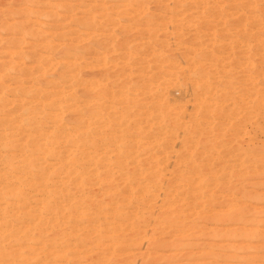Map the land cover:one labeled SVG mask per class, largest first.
<instances>
[{"label":"rangeland","instance_id":"rangeland-1","mask_svg":"<svg viewBox=\"0 0 264 264\" xmlns=\"http://www.w3.org/2000/svg\"><path fill=\"white\" fill-rule=\"evenodd\" d=\"M130 1L0 0V93L2 92L0 129L4 128V125L1 126L3 121L11 118L13 120V117L15 119V114H12L11 118L9 115L18 112L21 103H27L29 100L34 104L46 99L47 92L52 89L48 86V82L58 81L60 79L57 78L58 75L68 66V60L62 59L64 57H68L69 60L76 58L77 62H81V83L83 79L95 81L108 78L109 82L116 80L119 84L112 86L115 92L119 91L117 85L125 83L126 80L130 82L132 80L137 85L142 84L140 78L142 74L139 70L144 72L143 75L153 74L154 78L156 76L153 81L155 84L153 93L129 92L131 98L138 100L135 110L142 113L148 108L152 109V112L160 111L164 106L169 110L173 108L172 114L177 115L178 121L184 124L175 134H161L152 131L151 123L155 122L154 118L151 120L145 115L135 116V112L129 117L133 126L130 131L132 144L136 145L135 142L140 139L138 134L141 130V134L144 135H141L143 142L161 138L162 142L160 140L159 143L169 146L166 152H163V148L154 150L156 160L158 158L157 169L161 172L163 181L161 187L151 190L145 195L146 197L129 196L131 198L128 199V196L114 192L106 194L103 190L105 184L98 185L90 180L91 184L87 185L84 192L77 191L74 185L63 193L51 195L38 188L37 191L29 189L25 194L14 196V199L0 200V264H264V0L254 2L208 0L210 3L207 0L206 3L205 0L204 2L193 0V3L192 0H186L188 2L184 0V3L188 4L180 7L175 3L178 2L177 0H140L145 2L142 6L138 4V0H134L138 1L137 3ZM246 1L251 3V6H248ZM176 9L181 10L182 13L176 15ZM181 15L184 17L182 18ZM76 29L80 31L82 38L77 37ZM88 32H94V36H84ZM123 32H127L126 35ZM79 39L82 43L81 50L76 54L69 52V46ZM186 45L191 48H189L190 57L186 56L188 55ZM133 46L135 48H132ZM152 47L153 50L163 53V59L170 60L162 64V69L154 70L153 65L157 59L149 52ZM129 48H132L134 58L127 55ZM100 51L106 54L103 55L105 64H101L98 55ZM195 54L202 57L203 63L195 65ZM43 59L48 60L47 63ZM128 63L134 68L135 65L146 68H139L138 72L135 68L132 70V75L127 77L123 75L121 69ZM146 63L152 67H148ZM45 67L47 69L43 70ZM166 71H175L176 75L171 77ZM199 71L200 74L196 73ZM198 77L200 80H197ZM205 84L210 85V91H207L208 85ZM34 86H38L40 91L32 92L35 95L27 94V90L33 89ZM84 88V86L77 88L80 101L87 100L91 96L89 94L91 91ZM97 89L98 87L93 89L96 97L100 94ZM24 97L26 101L23 100ZM144 98L148 99L144 100ZM119 99L112 102L116 108L121 107ZM167 100H171V103ZM111 101V98L106 99V103H110V106ZM27 106L29 105L24 107ZM105 109V113L110 112L106 113V117L111 119L112 108ZM71 113L70 111L63 113L59 124L68 123L64 119L72 120L68 119L75 115ZM112 119L106 121L107 124L102 129L104 134L111 135L116 128L120 130L123 127ZM50 124L46 126L49 130H45L48 133L45 131L42 133L51 134L53 128ZM188 127L190 129L187 130ZM65 145L61 144L65 151H69L70 147L66 145L65 148ZM61 148H58L59 151ZM135 149L133 147L132 151L135 152ZM138 152L140 151L137 150L134 156H137L140 163L144 160L146 162L149 152L141 151L140 155ZM65 153L67 155L68 152ZM0 154L1 157L3 156L2 159L0 157V161L2 160L0 165H3L1 164L3 158L5 161L17 159L22 154L21 147L18 144L9 148L0 146ZM101 159V167L109 164L105 156H101ZM52 161L53 159L50 158L46 163L51 164ZM114 161L116 160H112L110 164ZM192 162L197 165L195 168L197 170L189 169ZM46 163L43 164L46 166ZM101 167L100 172L105 169ZM112 167L115 172L122 171L117 164H112ZM42 168L40 166V169ZM18 169L9 173L13 171L14 174L16 170L17 175L20 176L22 170L19 167ZM231 170L234 175L229 182ZM183 171L189 176L194 174L192 177L205 174L211 181L213 180L209 187L203 189L206 192L201 195L204 199H201L203 207L199 206L201 201L198 200L199 192L198 196L196 191H194L196 195L192 194L193 191L187 192L188 187L178 190L181 195L177 192L171 193L172 195L167 194L170 193L167 189L178 185L179 175ZM90 178L93 179L92 176ZM185 191L188 196L185 195ZM210 194L213 195L212 198L215 197L212 199L213 203L208 201L204 204L206 199H210L208 198ZM124 197L127 199H122ZM197 201L201 209L196 206ZM192 203L196 209L192 207ZM63 214L65 217L62 216Z\"/></svg>","mask_w":264,"mask_h":264},{"label":"bare ground","instance_id":"bare-ground-1","mask_svg":"<svg viewBox=\"0 0 264 264\" xmlns=\"http://www.w3.org/2000/svg\"><path fill=\"white\" fill-rule=\"evenodd\" d=\"M118 1V0H117ZM132 1V0H131ZM130 1V2H131ZM134 1V0H133ZM132 1V2H133ZM139 1V2H138ZM134 1V2H138L139 5H143L146 1ZM161 1V0H158ZM178 2L175 1V3L180 7L183 6L184 4H188V3H184V0H177ZM190 1V0H188ZM185 0V2H188ZM202 1V0H201ZM219 1V0H218ZM233 1V0H232ZM236 1V0H235ZM248 2H250L249 0H247ZM246 1V2H247ZM255 0H252V2H254ZM148 2V1H147ZM204 2V0H203ZM208 2V0H207ZM234 2V1H233ZM248 6H251V3H248ZM116 3V2H115ZM182 3V4H181ZM193 3V0H192ZM206 3V0H205ZM210 3V2H208ZM237 3V2H236ZM137 4V5H138ZM253 4V3H252ZM103 5V4H102ZM109 5V4H108ZM212 5V3H211ZM217 5V4H216ZM215 5V7H216ZM220 5V3H219ZM241 5V4H240ZM254 5V4H253ZM264 5V4H263ZM176 6V5H175ZM197 6V4H196ZM203 6V4H202ZM207 6V5H206ZM214 6V5H213ZM255 6V5H254ZM96 7V6H95ZM113 7V6H112ZM115 7V5H114ZM211 7V6H210ZM124 8V7H123ZM122 8V9H123ZM142 8V7H141ZM205 8V7H204ZM63 9V8H62ZM119 9V8H118ZM196 9V8H195ZM212 9V8H211ZM217 9V8H216ZM254 9V8H253ZM257 9V8H256ZM65 10V9H64ZM127 11V9H124ZM123 10V11H124ZM143 10V9H142ZM90 11V10H89ZM106 11V10H105ZM197 11V10H196ZM212 11V10H211ZM243 11V10H242ZM147 12V11H146ZM181 12V10L176 9L175 13L176 15H178ZM210 12V11H209ZM213 12V11H212ZM220 12V11H219ZM224 12V11H223ZM260 12V11H259ZM258 12V13H259ZM121 13V12H120ZM125 13V12H124ZM182 13V12H181ZM196 13V12H195ZM200 13V12H199ZM239 13V12H238ZM242 13V12H241ZM74 14V13H73ZM142 14V13H141ZM172 14V13H171ZM190 14V13H189ZM98 15V14H97ZM102 15V14H101ZM115 15V14H114ZM245 15V14H244ZM255 15V14H254ZM262 15V14H261ZM182 16V15H181ZM260 16V15H259ZM184 16H182L183 18ZM253 17V16H252ZM251 17V18H252ZM78 18V17H77ZM118 18V17H117ZM170 18V17H169ZM172 18V17H171ZM174 18V17H173ZM107 19V18H106ZM112 19V18H111ZM140 19V18H139ZM223 19V18H222ZM227 19V18H226ZM231 19V16H230ZM253 19V18H252ZM258 19V18H257ZM137 20V19H136ZM173 20V19H172ZM254 20V19H253ZM261 20V19H260ZM73 21V20H72ZM219 21V20H218ZM69 22V21H68ZM75 22V21H74ZM139 22V21H138ZM160 22V21H159ZM168 22V21H167ZM250 22V21H249ZM261 22V21H260ZM100 23V22H99ZM198 23V22H197ZM114 24V23H112ZM149 24V23H148ZM146 24V25H148ZM162 24V23H161ZM179 24V23H178ZM199 24V23H198ZM248 24V23H247ZM160 25V24H159ZM82 26V25H81ZM132 26V25H131ZM182 26V25H181ZM191 26V25H190ZM249 26V25H248ZM95 27V26H94ZM103 27V26H102ZM148 27V26H147ZM227 27V25H226ZM85 28V27H84ZM132 28V27H131ZM129 30V29H128ZM153 30V29H152ZM214 30V29H213ZM239 30V28H238ZM78 33V38H82L83 36H81L79 34L80 31H77V29L75 30ZM245 31V30H244ZM83 32V31H82ZM125 32V31H124ZM123 32V33H124ZM151 32V31H149ZM155 32V31H154ZM180 32V31H179ZM215 32V31H214ZM94 33V32H93ZM93 33L88 32L85 33L84 36H94ZM111 33V32H110ZM127 33V32H126ZM126 33H124L126 35ZM175 33V32H174ZM211 33V32H210ZM240 33V32H239ZM98 34V33H97ZM101 34V33H100ZM205 34V33H203ZM62 35V34H61ZM150 35V34H149ZM154 35V34H153ZM52 36V35H51ZM50 36V37H51ZM88 36V37H89ZM109 36V35H108ZM44 37V36H43ZM75 37V36H73ZM113 38V37H112ZM129 38V37H128ZM127 38V39H128ZM134 38V36H133ZM75 40V39H74ZM81 39L75 41L74 43H72L69 47V52L71 53H78V50H81L82 46L80 43ZM88 40V39H87ZM143 40V39H142ZM53 41V40H52ZM126 41V40H125ZM193 41V40H192ZM44 42V41H43ZM103 42V41H102ZM108 42V41H107ZM115 42V41H114ZM219 42V41H218ZM106 43V42H105ZM131 43V42H130ZM215 43V42H214ZM80 44V45H79ZM103 44V43H102ZM129 44V43H128ZM136 44V43H135ZM153 44V43H152ZM187 44V43H186ZM199 44V43H198ZM217 44V43H216ZM239 44V43H238ZM243 44V43H242ZM105 45V44H104ZM193 45V43H192ZM241 45V43H240ZM48 46V45H47ZM122 46V45H121ZM120 46V47H121ZM143 46V45H142ZM129 47V46H127ZM126 47V48H127ZM144 47V46H143ZM147 47V46H146ZM162 47V46H161ZM184 47V46H183ZM186 47H188L186 45ZM213 47V46H212ZM67 48L65 50H67ZM132 48H135L134 46ZM132 48H129V54H127L128 56L133 57L132 55H134V52L132 50ZM188 47V52L186 56L191 55V48ZM193 48V47H192ZM94 49V48H93ZM124 49V48H122ZM148 49V48H146ZM155 49V48H154ZM84 51V49H82ZM89 49H87L88 52ZM141 50V49H140ZM190 50V51H189ZM193 50V49H192ZM147 51V50H146ZM199 51V50H198ZM66 53L68 51H65ZM82 52V51H81ZM91 52V51H90ZM101 52V51H100ZM107 52V51H106ZM151 52V55H153L154 57H156L157 61L154 63V70L155 69H162L161 66L162 64L166 63V62H170V60L167 58H162L163 53H160V51H155L152 49L149 51ZM148 52V54H149ZM166 52V51H165ZM92 53V52H91ZM98 53V52H97ZM196 53V50H195ZM198 53V52H197ZM95 54V53H94ZM123 54V53H122ZM145 54V53H144ZM83 55V54H82ZM92 55V54H91ZM100 56V61L101 64H105L104 59L106 55L105 52H101L100 54H98ZM200 55V54H199ZM207 55V54H206ZM49 56V55H48ZM136 56V54H135ZM139 56V55H138ZM166 56V55H164ZM180 56V55H179ZM44 57H46L44 55ZM75 57V56H74ZM84 57V56H83ZM182 57V56H181ZM54 58V57H53ZM107 58V57H106ZM119 58V57H118ZM134 58V57H133ZM137 58V57H136ZM141 58V57H140ZM192 58V57H191ZM201 56H198L197 54H195V65L199 64L200 62H202L201 60ZM218 58V57H217ZM62 59H67L68 60V66L65 67V69L63 70L64 72H61L58 75V79L60 77V79L58 81H49L48 82V86L52 89H50V92H47V96L46 99L44 101L40 100L37 104L34 103L32 104L29 100L28 102H23L24 104L21 103V109L19 108V111L16 113H20L19 116L18 114L16 115V113H10L9 118H11L10 116L12 114H15V119L13 117L11 119L5 120L2 122L1 126H3L4 128L0 129V146L5 148L6 146H11V145H15L18 144L21 147V152L22 154L21 157L19 158V156L17 157V159L15 158V160H10V161H5L3 158V165H0V200L2 199H7L10 200L11 198L14 199L13 197L16 195H20V194H25L29 191V189H35L36 191L39 190L38 188H42L44 190V193L46 194H59V193H63L65 191L68 190V188L71 185L75 186V189L79 192H84L86 191V187L88 184H91L90 180H93V182H95V184L98 185H102L105 184L104 187V191L106 194H119V195H125L128 196V199L131 198L129 196H145L148 193H150L151 190H157L159 187H161L162 185V175L161 172L159 171V169H157V164H158V158L156 160V155L154 153V150L157 149H161L163 148V152H166V150L168 149V144H162L159 143V141L161 140H150L146 142L142 141L143 137H141V130H140V134L139 140H137V142H135L136 145L132 144L133 140L130 139L131 137V133L130 131L133 129L132 124L130 123V116L134 113L135 116H139V115H145L146 118H154L153 120H155L154 123H151L152 126V131H158L161 132V134H175V132H177V130H179L178 128L182 127L184 124L178 121L177 115L172 114L173 112L171 108L170 110L168 108H164L160 109V111L157 112H152V109H147V110H143L144 112H140V111H136L135 108H137V106L135 105L138 100L135 98H131L129 96V92L135 91V92H139L141 93L142 91H148L153 93L155 91V84H154V80L156 78H154V75H147L144 74L143 75V71L139 70L140 69H145V67H136V72H141V80L143 81L142 84L138 85L131 80H126L125 83H121L120 85H117L116 88H119V91L116 90V92L113 90V85L119 84V82L117 83V81H113V82H109L108 78H101V79H96L95 81L92 80H82L80 77V72H81V62H77L76 58H74L73 60H69L68 57H64ZM131 59V58H130ZM145 59V58H144ZM163 59V60H162ZM189 58H187L188 60ZM206 59V58H205ZM216 59V58H215ZM239 59V58H238ZM39 60V59H38ZM41 60V59H40ZM46 59H43V61L45 62ZM66 60V61H67ZM84 60V59H83ZM107 60V59H106ZM105 60V61H106ZM134 60V59H133ZM221 60V59H220ZM48 60H46L47 63ZM96 61V60H95ZM99 61V60H98ZM136 62H138L137 60H135ZM148 61V60H146ZM163 61V63L161 62ZM182 61V60H181ZM194 61V62H195ZM205 61V60H204ZM92 62V61H91ZM90 62V63H91ZM135 62V63H136ZM186 62V61H185ZM230 62V61H229ZM39 63V62H38ZM66 63V62H65ZM127 63V62H126ZM125 63V64H126ZM174 63V62H171ZM187 63V62H186ZM203 63V62H202ZM211 63V62H210ZM45 64V63H44ZM119 64V63H118ZM124 64V63H123ZM137 64V63H136ZM148 67H152L151 65L149 66L148 63H146ZM207 64V63H206ZM31 65V64H30ZM41 65V64H40ZM39 65V66H40ZM49 65V64H48ZM96 65V64H95ZM167 65V64H166ZM171 65V64H169ZM37 66V65H36ZM43 66V65H42ZM103 66V65H102ZM141 66V65H140ZM35 67V66H34ZM104 67V66H103ZM109 67V66H108ZM147 67V68H148ZM168 67V65H167ZM171 68L172 65L170 66ZM209 67V66H208ZM43 68V67H42ZM106 68V67H105ZM133 66H130L129 63L128 65H123V68L121 69L122 72L124 73L123 75L130 77V74L132 73V70L135 69ZM182 68V67H181ZM214 68V67H213ZM47 68L45 67L43 70H46ZM185 69V68H184ZM206 69V68H205ZM154 70L151 71V73L154 72ZM164 70V68H163ZM192 70V69H191ZM41 71V70H40ZM106 71V70H105ZM183 71V69H182ZM203 71V70H202ZM31 72V71H30ZM44 72V71H43ZM46 72V71H45ZM44 72V73H45ZM110 72V71H109ZM121 72V74H122ZM135 72V71H134ZM167 74L169 76H175L176 74H174L173 71H166ZM169 72V73H168ZM106 73L108 74V72L106 71ZM113 73V72H112ZM115 73V72H114ZM118 73V72H117ZM200 74L199 72H196ZM195 73V74H196ZM42 74V72H41ZM119 74V73H118ZM117 74V75H118ZM134 74V73H133ZM178 74V73H177ZM204 74V73H203ZM31 75V73H30ZM34 75V74H33ZM38 75V74H37ZM61 75V76H60ZM105 75V74H103ZM111 76H113V74H110ZM132 75V74H131ZM107 76V75H106ZM115 76V74H114ZM206 76V75H205ZM34 77V76H33ZM126 77V78H127ZM162 77V76H161ZM177 77V76H176ZM208 77V76H207ZM205 77V78H207ZM117 78V77H116ZM163 78V77H162ZM182 78V77H181ZM197 78V77H196ZM199 78V77H198ZM104 79V80H103ZM111 79V78H110ZM165 79V78H164ZM180 79V78H179ZM158 80V79H157ZM166 80V79H165ZM193 80V79H192ZM197 80H200L197 79ZM40 81V80H39ZM38 81V82H39ZM139 81V80H138ZM174 81V80H173ZM176 81V78H175ZM183 81V80H182ZM185 81V80H184ZM196 81V80H195ZM205 80H203L204 82ZM133 82V83H132ZM160 82V81H159ZM180 82V81H179ZM193 82V81H192ZM255 82V81H254ZM50 83V85H49ZM176 83V82H175ZM178 83V82H177ZM200 83V81H199ZM202 83V81H201ZM223 83V82H222ZM230 83V82H229ZM41 84V83H39ZM123 84V85H122ZM136 84V85H135ZM166 84V83H164ZM180 84V83H179ZM182 84V82H181ZM188 84V82H187ZM186 84V85H187ZM190 84V83H189ZM197 84V83H196ZM224 84V83H223ZM257 84V83H256ZM8 85V84H7ZM84 86L85 88H87L88 90H90L89 94H91L89 99H85V100H81L79 96L77 95L78 93V86L82 87ZM158 85V84H157ZM167 85V84H166ZM172 85V84H171ZM174 85V84H173ZM204 85V83H203ZM208 85V84H207ZM205 84V86H207ZM2 86V85H1ZM6 86V85H5ZM4 86V87H5ZM33 86V85H32ZM42 86V85H39ZM210 85L207 86V91L210 89L209 88ZM225 86V85H224ZM258 86V85H257ZM8 87V86H6ZM16 87V86H15ZM96 90L97 92L99 91V95L96 97L94 95L95 91L93 90L94 88H97ZM197 87V86H196ZM226 87V86H225ZM38 86H34L33 89L31 88L30 90H27V94L29 95H35V93H32L34 91H40V88L38 89ZM84 88V89H85ZM115 88V87H114ZM115 88V89H116ZM205 88V87H204ZM216 88V87H215ZM223 88V87H222ZM237 88V87H236ZM246 88V87H245ZM158 89V88H157ZM166 89V88H165ZM180 89V87H179ZM221 89V88H220ZM177 90V89H176ZM182 90V89H181ZM179 90V91H181ZM188 90V89H186ZM218 90V89H217ZM223 90V89H222ZM261 90V89H260ZM36 91V92H37ZM42 91V90H41ZM87 91V90H86ZM94 91V93H93ZM178 91V90H177ZM192 91V90H191ZM210 91V90H209ZM15 92V91H14ZM20 92V91H19ZM176 92V91H175ZM229 92V91H228ZM232 92V91H231ZM38 93V92H37ZM172 93V92H171ZM169 93V94H171ZM197 93V92H196ZM2 94V92L0 93ZM167 94V93H166ZM184 94V93H183ZM200 94V93H199ZM6 95V94H5ZM143 95V94H142ZM206 95V93H205ZM260 95V94H259ZM155 96V95H154ZM219 96V95H218ZM221 96V94H220ZM244 96V95H243ZM18 97V96H17ZM21 97V96H20ZM86 97V96H85ZM152 97V96H151ZM169 97V96H168ZM205 97V96H204ZM25 98V97H24ZM45 98V97H44ZM54 98L52 101L48 100ZM107 98H111V103L114 100L118 99L120 100L119 102V106L121 105V107L116 108L115 104H111V106L109 104L106 103V99ZM137 98V97H136ZM142 99V97H140ZM178 98V97H177ZM186 98V97H184ZM207 98V97H206ZM146 98H144L145 100ZM148 99V98H147ZM146 99V100H147ZM182 99V98H181ZM190 99V98H189ZM215 99V98H214ZM26 101V98L23 99ZM22 100V101H23ZM43 100V99H42ZM164 100V99H163ZM180 100V99H179ZM201 100V99H200ZM223 100V99H222ZM256 100V99H255ZM264 100V99H263ZM18 101V100H17ZM36 101V100H35ZM49 101V102H48ZM142 101V100H141ZM155 101H157L155 99ZM187 101V99H186ZM190 101V100H189ZM193 101V100H192ZM202 101V100H201ZM207 101V100H205ZM217 101V100H216ZM30 102V103H29ZM47 102V103H46ZM116 102V101H115ZM146 102V101H145ZM162 102V101H161ZM167 102L171 103V100H167ZM235 102V101H234ZM255 102V101H254ZM257 102V101H256ZM106 103V104H105ZM152 103V102H151ZM169 103V104H170ZM174 103V102H173ZM178 103V102H177ZM188 103V102H187ZM204 103V100H203ZM212 103V102H211ZM214 103V102H213ZM232 103V102H231ZM31 104V105H30ZM163 104V102H162ZM161 105V108L163 107ZM175 104V103H174ZM173 104V105H174ZM184 104V103H182ZM198 104V103H197ZM233 104V103H232ZM26 105H29L27 107H24ZM178 105V104H177ZM224 105V104H223ZM237 105V104H236ZM171 106V105H170ZM147 107V106H146ZM160 107V106H159ZM176 107V106H175ZM179 107V106H178ZM216 107V106H215ZM233 107V106H232ZM107 108V110H111L112 108V120H116L117 122H119L121 125V129L119 126L120 130H116L115 132L111 133V135L109 133H103L102 129L103 127L107 124L106 121H109L111 119H108L106 117V113L109 114L107 111L106 113L104 112V109ZM155 108V106H154ZM170 108V107H169ZM216 109V108H215ZM223 109V108H222ZM229 109V107H228ZM106 110V109H105ZM135 110V111H134ZM158 110V109H157ZM214 110V109H213ZM67 111L72 112L75 118H72L73 116H70L68 119H75L74 121L72 120H67L64 119L66 121H68V123L65 122V124H59L61 121V116L63 113H67ZM198 111V110H197ZM207 111V110H206ZM217 111V110H216ZM232 111V110H231ZM196 112V110H195ZM228 112V111H227ZM71 113V114H72ZM225 113V112H224ZM4 114V113H3ZM176 114V113H175ZM196 114V113H195ZM6 115V114H5ZM185 115V114H184ZM188 115V114H187ZM197 115V114H196ZM230 115V114H229ZM227 115V116H229ZM18 116V118L16 117ZM65 115H63L64 117ZM134 116V117H135ZM193 117V116H192ZM17 118V119H16ZM67 118V117H65ZM133 118V116H132ZM143 118V117H142ZM233 118V117H232ZM136 120V119H135ZM140 120V119H139ZM152 120V119H151ZM189 120V119H188ZM202 120V119H201ZM197 121V120H196ZM72 122V123H71ZM132 122V121H131ZM135 122V121H134ZM140 122V121H137ZM144 122V121H143ZM238 122V121H237ZM52 124V130H51V134H47V131L49 130V128H46L47 124ZM109 123V122H108ZM111 123V122H110ZM142 123V122H141ZM140 123V124H141ZM201 123V122H200ZM216 123V122H215ZM50 124V125H51ZM116 124V123H115ZM172 126V127H170ZM197 124V123H196ZM219 124V123H218ZM134 125V124H133ZM137 126V124H135ZM191 125V124H190ZM213 125V124H212ZM231 125V124H230ZM11 126V127H10ZM114 126V125H112ZM219 126V125H218ZM212 127V126H210ZM231 127V126H230ZM137 128V127H136ZM216 128V127H215ZM48 129V130H47ZM107 129V128H106ZM182 129V128H180ZM190 129L189 127L187 128V130ZM47 130V131H45ZM114 130V129H113ZM46 132V133H42V132ZM180 131V130H179ZM194 130H192L193 132ZM138 132V131H137ZM191 132V133H192ZM196 132V131H195ZM194 132V133H195ZM203 132V131H202ZM144 133V132H142ZM148 133V132H147ZM45 134V136L43 137V135ZM110 136H109V135ZM137 134V133H136ZM177 134V133H176ZM42 135V136H41ZM135 135V134H134ZM20 136L18 139H16L15 137ZM47 136V137H46ZM144 136V135H142ZM146 136V135H145ZM196 136V135H195ZM23 137V138H22ZM167 137V136H166ZM146 138V137H144ZM153 138V137H152ZM151 138V139H152ZM155 138V137H154ZM165 138V137H164ZM197 138V136H196ZM20 139V140H19ZM24 142H23V140ZM42 139H45L44 141H42ZM198 139V138H197ZM144 140V139H143ZM187 140V139H186ZM205 140V139H203ZM162 142V140L160 141ZM200 142V140H199ZM204 142V141H203ZM202 142V143H203ZM207 142V140L205 141ZM61 144L64 146L65 144L68 145L70 148L68 149L69 151H65V149L63 148V146H61ZM201 144V143H200ZM199 144V145H200ZM227 144V143H226ZM65 145V148L67 147ZM134 145V146H133ZM204 145V143H203ZM195 146V145H194ZM201 146V145H200ZM208 146V145H207ZM63 148V151L65 152H70L69 154L67 153V155H65L62 151H59L60 149L58 148ZM133 147H135L136 151L133 152L132 149ZM175 147V146H174ZM188 147V146H187ZM204 147V146H201ZM225 147V146H224ZM195 148V147H194ZM197 148V147H196ZM7 149V148H6ZM58 149V150H57ZM204 149V148H203ZM5 150V149H2ZM137 150H139L140 152H145L148 153L147 157H146V162H144V164L141 162L140 160L137 159V156L135 158L134 153L137 154ZM195 150V149H194ZM220 150V149H219ZM62 152V153H61ZM140 152L139 155H140ZM158 153V152H157ZM144 154V153H143ZM166 154V153H165ZM184 154V153H183ZM199 154V153H198ZM202 154V153H201ZM237 154V153H236ZM138 155V157H139ZM164 155V154H163ZM239 155V154H238ZM101 156H105V160L107 162H109V164L105 165L104 167L100 165V161ZM1 157V154H0ZM3 157V156H2ZM1 157V159H2ZM7 157V156H6ZM52 158L53 159V163H46V161H48V159ZM171 158V157H170ZM215 158V157H214ZM239 158V157H238ZM144 159V158H142ZM192 159V158H191ZM233 159V158H232ZM246 159V158H245ZM112 160H116L114 161V163L112 164H117L119 166V168H121L122 171H118L115 172L114 168L112 167V164H110V162H112ZM190 160V159H188ZM193 160V159H192ZM50 161V160H49ZM105 161V162H106ZM214 161V160H213ZM2 162V160L0 161ZM195 162V161H194ZM250 162V161H249ZM46 163V166L44 164ZM48 164V165H47ZM104 164V163H101ZM173 164V163H172ZM232 164V163H231ZM44 165V166H42ZM133 165H135L134 167H132ZM238 165V164H237ZM40 166L42 169H40ZM144 166V167H143ZM182 166V165H181ZM191 170H197L195 168H197V165H195L193 162L190 164ZM249 166V165H248ZM259 166V165H258ZM18 167L22 170L20 172V176L19 174L17 175L16 170L18 169ZM105 168L103 169L101 172L99 171V168ZM142 167V168H140ZM153 167H156L153 168ZM201 167V166H200ZM155 170H153V169ZM250 168V167H249ZM14 174L16 172V175L9 173L11 172V170H14ZM100 169V170H101ZM19 170V169H18ZM204 170V169H203ZM217 170V169H216ZM225 170V169H223ZM246 170V169H245ZM256 170V169H255ZM263 170V169H262ZM117 171V169H116ZM228 171V170H227ZM230 172V171H229ZM178 173V172H177ZM196 173V172H195ZM200 173V172H199ZM174 174V173H173ZM256 174V173H255ZM229 178L228 181L230 182V179L232 178L233 174V170H231L230 174H229ZM241 175V174H240ZM92 176L93 179H89V177ZM194 176V174L192 175ZM189 176L187 172L183 171L180 173L179 175V180H178V185H173L170 188L171 189H167L168 192L167 194H171L174 192L180 193V195L182 194L181 192H179L178 190L180 188H187L186 190L187 192L189 191H193L192 194L194 193V191H196L198 196V192L200 194V198H198V200L202 199L201 195H203V193H206L203 189L209 187L212 183V181L210 180V177H207L205 174L203 175H198L196 177H192ZM221 177V176H220ZM165 180V179H164ZM221 180V179H220ZM216 183V182H215ZM242 183V182H240ZM177 184V183H176ZM215 185V184H214ZM243 185V183H242ZM228 186V185H227ZM163 188V187H162ZM230 188V187H229ZM41 189V190H42ZM218 189V188H217ZM42 190V191H43ZM71 190V189H70ZM214 190V189H213ZM182 191V190H181ZM185 195H187V192ZM37 193V192H36ZM184 193H183V197H184ZM38 194H40L38 192ZM95 194V193H94ZM176 194V193H175ZM191 194V193H190ZM189 194V195H190ZM252 194V193H251ZM28 195V194H27ZM44 195V194H43ZM92 195V194H91ZM97 195V194H96ZM172 195V194H171ZM178 195V194H177ZM225 195V194H224ZM29 196V195H28ZM110 196V195H109ZM115 196V195H114ZM188 196V195H187ZM192 196V195H191ZM205 196V195H204ZM228 196V195H227ZM249 196V195H248ZM247 196V197H248ZM79 197V196H78ZM81 197V196H80ZM83 197V196H82ZM81 197V198H82ZM119 197V196H118ZM146 197V196H145ZM173 197V196H172ZM190 197V196H189ZM206 197V196H205ZM210 197L209 200H205V203H208V201H212L214 198L212 194L208 195V198ZM253 197V196H252ZM260 198V196H258ZM257 197V198H258ZM101 198V197H100ZM103 198V197H102ZM116 198V197H115ZM127 199V197H124L122 199ZM133 198V197H132ZM142 198V197H141ZM187 198V197H185ZM184 198V199H185ZM191 198V197H190ZM193 198V197H192ZM195 198V196H194ZM193 198V199H194ZM204 198V197H203ZM39 199V198H37ZM79 199V198H78ZM85 199V197H84ZM256 199V198H255ZM186 200V199H185ZM204 200V199H202ZM202 200L200 201V205L198 204L197 201V207L202 206L203 207V202ZM260 200H263L260 198ZM13 201V200H12ZM85 201V200H84ZM83 201V202H84ZM97 201V200H96ZM114 201V200H113ZM191 201V199H190ZM196 201V200H195ZM255 201V200H254ZM19 202V201H18ZM47 202V201H46ZM189 202V201H188ZM194 202V201H191ZM190 202V204H191ZM202 202V203H201ZM209 202V203H210ZM9 203V202H8ZM17 203V202H16ZM71 203V202H70ZM88 203V202H87ZM111 203V202H110ZM117 203V202H116ZM122 203V202H121ZM180 203V202H179ZM185 203V202H184ZM196 203V202H195ZM3 204V203H2ZM10 204V203H9ZM75 204V203H74ZM97 204V202H96ZM146 204V203H145ZM188 203H186L187 206ZM215 205H217L216 203H214ZM19 205V204H18ZM57 205V204H56ZM93 205V204H92ZM117 205V204H116ZM183 206H185V204H182ZM193 205V203H192ZM191 205V206H192ZM17 206V205H16ZM15 206V208H16ZM106 206V205H105ZM110 206V205H109ZM180 206V205H179ZM189 206V207H191ZM8 207V205H7ZM194 208V205L192 206ZM191 207V209H192ZM202 207H198L199 209H201ZM205 207V206H204ZM57 208V207H56ZM164 208V207H163ZM187 208V207H186ZM67 209V208H66ZM64 209V211L66 210ZM69 209V208H68ZM77 209V208H76ZM108 209V208H107ZM120 209V208H118ZM179 209V208H178ZM190 209V208H188ZM196 209V208H194ZM198 209V210H199ZM204 209V208H203ZM6 210V209H5ZM18 210V209H17ZM98 210V209H97ZM151 210V209H150ZM184 210V209H183ZM22 211V210H20ZM57 211V210H56ZM69 211V210H68ZM72 212V210H70ZM69 211V212H70ZM141 211V210H140ZM175 211V210H174ZM196 211V210H195ZM7 212V211H5ZM41 212V211H40ZM75 212V211H74ZM100 212V210H99ZM113 212V211H112ZM111 212V213H112ZM150 212V211H149ZM167 212V211H166ZM8 213V212H7ZM52 213V212H51ZM61 213V212H60ZM68 213V212H67ZM82 213V212H81ZM95 213V212H94ZM101 213V212H100ZM2 214V213H1ZM65 214V212H64ZM64 214L62 215L63 217ZM128 214V213H127ZM146 214V213H145ZM53 215V213H52ZM95 215V214H94ZM105 215V214H104ZM185 215V214H184ZM16 216V215H15ZM46 216V215H45ZM77 216V215H76ZM176 216V215H174ZM216 216V215H215ZM14 217V216H13ZM75 217V216H74ZM83 217V216H81ZM127 217V215H126ZM125 217V218H126ZM147 217V216H146ZM162 217V216H161ZM186 217V216H185ZM218 217V216H217ZM31 218V217H30ZM48 218V217H47ZM69 218V216H68ZM80 218V217H79ZM109 218V217H108ZM137 218V217H136ZM163 218V217H162ZM161 218V219H162ZM166 218V217H165ZM174 218V217H173ZM202 218V217H201ZM7 219V218H6ZM39 219V218H38ZM46 219V218H45ZM78 219V218H77ZM85 219V217H84ZM112 219V218H111ZM160 219V218H159ZM195 219V217H194ZM86 220V219H85ZM143 220H145V218H143ZM203 220V219H202ZM20 221V220H19ZM55 221H57L55 219ZM69 221V220H68ZM118 221V220H117ZM10 222V221H9ZM36 222V221H35ZM63 222V221H62ZM89 222V221H88ZM114 222V221H113ZM12 223V222H10ZM69 223V222H68ZM141 223V222H140ZM2 224V223H1ZM131 224V223H130ZM177 224V223H176ZM6 225V224H5ZM4 225V226H5ZM60 225V224H59ZM72 225V224H71ZM98 225V223H97ZM120 225V224H119ZM102 226V225H101ZM179 226V225H178ZM196 226V225H195ZM194 226V227H195ZM70 227V226H69ZM135 227V226H134ZM164 227V226H163ZM184 227V226H183ZM68 228V227H67ZM139 228V227H138ZM162 228V227H161ZM110 229V228H108ZM175 229V228H174ZM86 230V229H85ZM2 231V230H1ZM96 233V232H95ZM102 233V232H101ZM55 235V234H54ZM100 235V234H99ZM73 236V235H72ZM110 236V235H109ZM15 237V236H14ZM105 237V236H104ZM76 238V237H75ZM9 239V238H8ZM67 240V239H66ZM108 240V239H107ZM18 241V240H17ZM28 242V241H27ZM26 242V243H27ZM35 242V241H34ZM79 242V241H78ZM22 243V242H21ZM59 243V242H58ZM87 243V242H86ZM105 243V242H104ZM36 244V243H35ZM76 244V243H75ZM96 244V242H95ZM43 245V244H42ZM53 245V244H52ZM98 245V244H97ZM101 245V244H100ZM106 245V244H105ZM45 246V245H44ZM86 246V245H85ZM53 247V246H52ZM56 247V246H55ZM51 248V247H50ZM88 249V248H87ZM105 249V248H104ZM17 250V249H16ZM50 250V249H49ZM66 250V249H65ZM5 251V250H4ZM3 251V252H4ZM32 252V251H31ZM12 253V251H11ZM44 253V252H43ZM9 254V252H8ZM50 254V253H49ZM5 256V255H4ZM17 256V255H16ZM19 256V254H18ZM17 256V257H18ZM48 256V255H47ZM6 257V256H5ZM10 257V256H9ZM12 257V256H11ZM21 257V256H20ZM26 257V256H25ZM61 257V256H60ZM68 257V256H67ZM81 257V256H79ZM66 258V257H65ZM25 259V258H24ZM23 259V260H24ZM70 259V258H69ZM72 259V258H71ZM216 259V258H215ZM259 259V258H258ZM264 259V258H263ZM9 260V259H8ZM22 260V259H21ZM262 260V259H261ZM31 261V260H30ZM56 261V260H55ZM13 264V263H12Z\"/></svg>","mask_w":264,"mask_h":264}]
</instances>
